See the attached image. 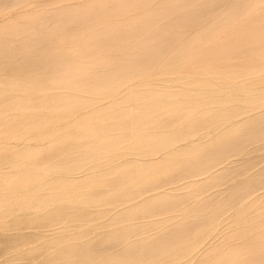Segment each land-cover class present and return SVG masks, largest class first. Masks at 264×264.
<instances>
[{
    "label": "rangeland",
    "instance_id": "1",
    "mask_svg": "<svg viewBox=\"0 0 264 264\" xmlns=\"http://www.w3.org/2000/svg\"><path fill=\"white\" fill-rule=\"evenodd\" d=\"M35 1L37 2L34 3ZM88 1H94V0H57V2L56 0H34L33 1L34 8L31 6L28 8L23 7V9L21 8L19 9V7H13L12 9L11 6H13V4L15 6L16 5L15 2H17L19 6L20 4H22L23 6L26 3L25 0L22 3L21 0H15V1L5 0L3 2L6 3L8 6L5 4L6 8L1 11L0 19L3 18L1 20L7 21L8 24H6L5 26H2L3 25L2 24L0 26V49H4L6 51L15 53V55H13L14 57L13 56L8 57L11 58L10 60L7 58L6 55L3 56L0 55V148L6 145L12 147L13 151L11 153L13 154L14 157L15 156L18 157L10 160L0 157V264H95L97 261L98 262L96 264H105V261H107L106 264H147V262L144 261L140 262L137 260H132L129 256H126V254L132 251V249H134L135 243L144 242L149 238L160 239L164 237L165 239L171 242L173 241L175 242L177 236H175L174 233L178 228L180 230L187 228L184 230L187 231L188 237L186 236L187 239L183 241V245L184 243H185L184 246L187 245L185 248L186 249L188 248L186 250L188 251L187 252L188 255L192 256L196 254L197 255L202 254L203 252H205V250L209 249L210 247H214L217 244H219L220 240L224 242L226 238H228L233 232H235L239 228L242 222H245L244 219H248L250 214L257 211L255 209H259L260 205L261 207L262 206L264 207V190H263L264 189V179H263L264 178L263 176L264 175V114H263L264 112H262L263 111L262 109H264V97L261 94V93L264 94L263 91L264 66H262L264 65V32H263L264 0L261 1L253 0L252 6L257 5L256 8L249 6L247 3H246L247 5L244 4L245 3L244 0L243 1L242 0H103L102 4H107V6L109 7V9H107L108 11L106 10L99 11V9H97L96 11L85 13L81 11V8H76L78 5L83 6V4L84 3L86 4ZM241 2L244 3L241 4ZM75 3L77 5H75ZM35 4L37 5L35 6ZM71 4L73 8L71 7ZM119 4H127V7L118 11L116 10V7ZM242 5L247 6L246 8H248L249 12L247 11V9L244 10L245 6L243 8ZM238 6L240 8H237ZM260 8H261V12H260ZM249 9L252 11H250ZM12 10H14V12ZM8 11L9 13H7ZM10 11L12 12L10 13ZM72 11H74L75 13ZM147 12H149V14H146ZM246 12L250 14H247ZM257 12H259L258 16H257L258 14ZM253 13H255L256 15ZM3 14L4 15L6 14L7 17L6 15L3 16ZM230 14L236 15L235 17L236 19L233 20L234 26L232 27H231L232 20L229 21V17L231 16ZM238 15H240L243 19L241 17H238ZM155 16L157 19L154 18ZM259 16L262 18H260ZM158 17L161 18L162 20L160 19L161 21H159ZM225 17L227 18L225 19ZM254 17L260 18L259 23L254 24V22H251V20ZM14 18L19 19V22L16 25L14 24L11 25L12 22L9 21L15 20ZM237 18L241 20H237ZM154 19H155V23H153ZM238 21H240V23ZM159 22L160 24H158ZM228 22H230V24ZM234 22H238V23L234 24ZM157 24L158 26H162V27L157 28ZM235 25L238 27H236ZM107 26L113 28L124 27L126 28L125 29L126 31H124L122 34L114 35L112 33L103 31V29ZM155 26L157 29L155 28ZM257 26H259V29L257 28L258 30L256 31H252L253 29L252 30L247 29L248 27L254 28ZM160 28L163 29L161 30ZM199 29L200 31L198 34L197 32ZM246 29L252 32L249 31L248 33ZM203 30H205V32ZM245 33L248 34L245 35ZM197 34L198 37L197 40H195L196 38L193 37L195 35L197 36ZM252 34L256 36L259 34L262 36L258 35L257 37H254L252 36ZM208 35H210L211 37ZM143 37L144 40L141 39ZM209 37L213 40L211 41ZM249 37H253V38H249ZM233 39H235V41ZM204 40H206L205 41L206 43L204 42ZM253 40H255V44L254 42H252ZM199 42L200 43L203 42V45L202 44L200 45L201 47H203L199 52L200 55H202L203 53H206V55L209 54V56H211L209 62L211 61V63L205 61L206 60L205 57L202 58L200 55L196 56V54H194L193 56L192 54L189 55V53L188 55L191 58H189L187 54L185 56L183 55L182 57L183 59L179 58V56L176 55L178 56L177 58H179L177 60L175 54L173 53L174 49L179 50L180 48L179 50L180 53L184 52L185 50L189 52L188 51L189 49L191 52L194 51V49H196L194 48L192 50V47L199 46L198 45L200 44ZM155 44L157 45L159 44V47L161 46L162 48H164V50H162V52L159 54L160 58L159 57L152 58V55H149L150 52L147 53L148 52L147 51L146 53L149 56H151V58H148V61L150 59L153 60L150 61L151 63L147 62L148 64L147 63L140 64L142 60H144L145 63V61H147L145 59L149 57L145 53L143 48L145 47L149 48L150 45H155ZM243 44H245V47ZM182 45H184V47H182ZM104 46L106 47L105 50L100 51L101 48ZM140 46L142 48H140ZM185 46H187L188 48L187 47L185 48ZM165 47L169 51L168 53L170 54L172 53L173 56L172 54L171 56L170 54H168V57L166 55L161 56L165 53L167 54ZM181 48L184 51L181 50ZM91 49L99 50V52H97L96 55L94 54L97 57H95L93 53L92 54L90 53ZM241 53L244 56H242ZM55 54L58 56L55 57ZM90 54L92 55V57H90L91 56ZM143 54L147 55L145 56L146 57L145 59L142 57ZM93 56H94V60H93ZM186 56L188 57L187 59L184 58ZM154 58L155 59L158 58V60H155ZM180 59L181 60L185 59V60L184 62L181 61L183 63H180L179 62ZM176 61L178 63H176ZM198 61H200V63ZM204 63L208 65H205ZM59 64L62 67L64 66L68 69V72L66 74L67 77L65 76V73L61 71L62 67L58 68V66H60ZM200 64L204 65L203 66L204 68ZM174 65L177 68V71ZM197 65L198 67H196ZM144 66H146L145 69H143ZM205 66L208 67H206L205 69ZM232 66H237V67H235V69H232L234 71H232V73L230 74L231 77L230 75L222 76V72L231 69ZM93 67H98L99 71H102L101 73L110 72L114 75H119L121 77L120 81L119 80L113 81L115 84L109 83L110 86L108 85L107 88L115 87L120 90L125 89V91H127L129 94L133 95L136 92V89H134L135 87L138 88L139 87L138 85L140 86L144 85L145 87L143 86V88L145 90L148 89L146 91L150 92V97L152 96L151 102L154 103V105L156 106L162 105L163 103H166L168 100L176 99L178 97H179L178 99L182 98L184 100H187L190 98L189 100L197 101L198 98L195 95H192V92L191 93L188 92L187 94V89L181 83L179 84V82L176 81L177 80L176 78L180 75V73H182L181 76H183V74L185 73L196 72L195 78L197 80H202L208 77L207 76L208 74H206V70L209 69L211 70L214 69L215 67L218 68L217 71L215 72L214 70H212L213 73L211 72L212 75L216 74L214 75L216 76L214 78H217V75L219 76L218 78L224 77L225 79H222V81L227 80L228 82L232 83V86L234 85L233 88L248 87L249 88L248 93L250 95L247 94L248 96H241V98L236 97L237 99L233 98L234 100L232 99H231L232 101L228 100L225 103L226 105L224 104L226 107H222L224 108V110H222V113L224 114L223 118L225 117V120L227 119L226 121H223L224 119L222 121L213 120V117L216 115L215 110H218L219 107L218 103H216L214 100L218 99L219 97L224 98L228 94V93L219 94V92L217 91L218 92L217 94L219 95L217 96L216 90H214L215 88L213 89L214 91L213 90L211 91L213 92L212 94L215 95V97L212 98L214 99L213 100L214 102L212 103L214 105L212 106L210 104L213 107V109L211 108V106L206 107L207 106L206 105L205 107L204 106L199 107V105H197V107H195L196 109L195 111L198 112L196 113L194 111L197 115H194L195 113L193 112L194 114L192 113V116L190 114V109L188 107H187L188 109L186 108L185 110L186 106H182L180 110L177 109L175 113V117H176L175 119H177L175 120V122L177 121V123L175 122L171 123L170 128L173 132L174 131L177 132V134L174 132V134H176L174 136L175 139L174 142L176 143L180 142L179 144H177L180 145V151L184 149V147L188 148L189 146L190 150L187 149L189 151V152L187 151L188 156L190 157V161L188 162V165L185 163L183 159H179L178 161L168 164L167 169L165 170L166 177L164 179L166 183L163 180L162 185L164 184L165 185L164 186L161 185L162 190L159 189L158 191L145 192L146 189L145 190L143 189L140 191V189L138 190L137 185L133 183L129 187L131 192L128 195V197L124 199H119V198L116 199L115 197L112 198L115 194L112 195V193H110V191L108 190L109 187H111L114 184L115 179L117 178L116 174L113 175L110 173L111 171L120 170L122 168L127 167V165L130 164L133 165H139V164L144 165V163L145 165L146 164L151 165V163L155 164L160 159H162L163 156H166L165 153L167 151L168 152L174 151L175 150L174 145H176V143L173 142L172 137L169 138L168 134L164 135L165 133H163V130L166 131L165 129H160L161 133H159V128H158L154 130V135L156 134V137H154L153 144L152 142L151 143L148 142L147 144H145V140L144 141L142 140V147H140L142 148L141 150L142 152L139 153H140V157L143 158V160L138 156L139 153L138 155L136 154L135 156H118V157L116 156V158L109 157L112 159L111 161L109 158H107L106 160H104L105 162H103L102 164L103 167L102 165L96 167L94 166V161H93L95 160L94 157H92L91 159H86V157L83 156L81 157L80 155L78 158L74 159L73 167L83 166L85 168V171L79 172V171L65 170L67 171V176L70 177L67 179H64L61 176V172H65V171H62V169L59 167H55L54 162L41 161L40 159H42V157H44L45 155L47 156L55 155V149L58 147L68 149L70 147L72 148L74 145H77L79 144V142L83 141V140H79V141L73 140V138L70 139L71 131H74L76 125L79 123V121L75 119V116H69L70 109L78 108L77 110L79 112L77 116H80L84 112L83 109L84 110L86 109L85 112L88 114L91 113V111L102 110L107 107L108 103L105 102V100L103 103L102 101L103 99L99 98V95L101 94L100 92H104L106 88H104L102 91L96 89L95 82H93V80H91L88 77L89 75L86 72L87 70ZM161 67H163L162 69L165 68L168 71L164 69L161 72L162 69L159 70V68ZM169 67H170V71L168 69ZM171 67L172 68L174 67V70L171 69ZM241 68H243V70ZM150 69H152L153 71H151ZM156 69H158L159 72ZM149 70L151 71V73ZM155 70L156 72H158L156 73L157 75L160 73L158 76L154 73ZM171 70L173 73L171 72ZM178 71L180 73H178ZM167 72L168 74L171 73L172 75L166 74ZM148 74L151 76H148ZM203 74L204 76L205 75L206 76L204 77ZM145 76L147 78H145ZM161 78L164 82L159 80ZM148 83L150 87L152 86V88L148 86ZM127 84L129 87L127 86ZM146 86L149 87L151 90H149V88H147ZM181 87H183V89ZM33 88L34 90L39 89L38 90L39 92H37V90L33 91ZM28 89H30L29 92ZM154 89L155 90L158 89V90L155 91ZM180 89L181 91H179ZM31 91L33 93H31ZM41 91L43 92L42 94H44V96L46 97L49 96V98L47 99L46 97H43ZM182 91H184V93ZM258 91L261 92L260 93L261 95L259 94ZM11 92L13 94H10ZM45 92H47L48 95H46ZM155 92H157L158 95L161 93L163 95L161 94L160 96H158L156 95L157 93L153 95L152 93ZM256 93L258 94L257 96ZM164 94L166 95V97H164ZM183 94L185 95V97ZM22 95H24L25 97ZM180 95H183V97L180 98ZM190 95L192 96L190 97ZM156 96L159 97V99ZM44 98L47 99L48 101L47 100L45 101ZM64 98L65 99L68 98L69 100L66 101ZM117 98H119L120 101H122L123 99L122 96L120 95H118ZM154 99L155 101L153 102L152 100ZM136 101L137 100L134 99L130 103V106L132 107L137 106ZM250 103H252L253 105L251 106ZM257 103H258L257 106L258 107L260 106L259 108L257 106H254ZM240 105L242 111H239L241 110ZM215 106L218 107L216 108ZM236 106H238L239 108ZM249 106L251 109L249 108ZM202 107L207 109L203 110L204 108ZM248 108L251 111H249ZM226 109L228 112L225 111ZM235 109L238 111H236ZM233 110L238 113L240 112L242 113H240V116L237 117L238 113L235 112L234 114ZM244 110L245 111L248 110V111L243 113ZM257 110L258 111L260 110L259 111L260 115L258 114ZM202 111L204 112V114H202L203 113ZM211 111H214L213 112L214 116L212 115L213 113ZM55 113L62 116L56 117ZM187 113L188 115H186ZM228 113L229 115L231 113V117L228 115ZM199 114L202 115L201 116L202 118L199 117L200 116ZM184 115L187 118L184 117L183 120ZM205 115L207 119L208 118L210 119V117H207L209 115L212 117L211 122H213L212 123L213 126L211 125L210 120L208 119L207 121V119L204 117ZM189 117L190 119H188ZM227 117L230 119H228ZM178 118L179 120L182 119L183 122H181V120L179 121ZM196 119H198L197 120L198 124L196 123V121H194ZM232 121H235V123ZM201 122H203L204 125L201 124ZM227 122L229 123L226 124ZM208 123L210 125H208ZM222 123L223 125H220ZM224 124H226L227 126H224ZM223 126L225 129L223 128ZM172 127H177V129L176 128L172 129ZM215 127H217V129L219 128L218 129L219 134L218 132H216L217 130H215L216 129ZM169 131L170 130L166 132ZM238 131L240 133L243 132L242 138H239V136H237L239 133ZM23 133H25L26 136H28L30 139L28 140L22 138L16 139L14 137L16 134L22 135ZM204 133L206 136H208L207 137L208 139L210 138L209 142L208 140H206L207 142L205 140L202 141L205 138L203 135ZM104 134L110 135L111 132L107 130L104 132ZM159 134L161 136H158ZM198 134L199 135L201 134L202 137L200 136V138H198L199 137ZM39 135H43L44 137L42 139H37V136ZM157 136L161 138H158ZM209 136L211 137L214 136V138L213 137L211 138ZM197 138L199 140H197ZM168 139L172 141V144L170 143L171 142L170 140H169L170 142L168 141ZM176 140L177 141L180 140V141L177 142ZM198 141H200V144ZM232 141L236 142V145H234L233 148L229 150V152H227L225 155L217 158L218 160L216 159L217 161L212 165L203 168V166H200L199 164H197L198 162L195 161V159L202 152L210 151L211 147L213 148L217 144L220 145V147L225 146L228 143H231ZM197 142L198 145L195 144ZM167 143L174 146L173 147L174 150L171 149L172 147L168 146ZM190 145L192 149L190 148ZM194 145H197V147L196 146L194 147ZM95 146L99 147L100 145L97 144ZM168 148H170L169 149L170 151L168 150ZM176 148H178L179 150V146H176ZM149 149H154V152L151 154L152 156H149L150 154L144 153L146 155L145 156L146 159L144 160L145 157H142V155L144 156L143 152H146ZM163 149H166L165 150L166 152H163L164 151ZM162 152L164 153L163 156L161 154ZM136 157L140 159L137 158L138 159L137 161V159H135ZM127 159H129V161L131 162H129ZM117 163H119L120 165L119 164L118 165L122 166V168L119 167ZM124 164L125 166L123 167ZM220 165H225V166H220ZM198 168H200L199 169L200 171L198 170ZM209 168L211 171L209 170ZM49 169H51L52 171L47 175H45L44 177V184L46 185L47 192L43 198H37L35 189L26 190L24 195L18 198L13 197L7 200L2 198V195H6V194L9 195L15 192L16 179H20L24 175L29 176V175L40 174L46 172ZM223 169L224 170L227 169L225 175L222 174ZM228 170L229 172H227ZM100 171L101 174L103 173V178L100 183L93 185V187L96 186V188H98L100 193L99 196L100 198H98L97 201H93L90 194H88L89 192H85L81 189L80 190L75 189L70 195H63V192H61V190H57V186L62 181L70 182L65 185L68 184L72 185L74 182H77L79 180H86L87 184L88 182L92 183V181L97 177ZM219 171H221V173ZM258 171L259 172L262 171L263 175L261 174V172L259 173ZM198 172L200 173L199 175ZM201 172L203 173L207 172L208 175L206 173H204L206 174L204 175ZM210 172L211 173L213 172L212 173L213 175L209 174ZM95 173L97 174L95 175ZM216 173H218L219 177L217 176ZM253 174H255L256 176ZM124 176H125L124 179L128 178V175H124ZM208 177H210V179ZM220 177L221 179L219 180ZM248 178L257 179V181L256 182L255 180L251 181L248 180ZM259 178L261 179V181ZM245 181L247 182V184ZM71 182L73 183L71 184ZM175 182H177L179 186L175 184ZM179 182H181V184H179ZM257 182L260 183L257 184ZM198 183L201 185L202 188L200 187V185H198ZM186 184L187 186L190 185L191 187L190 186L187 187ZM250 184H252L254 187H252V185L246 187L247 185ZM185 186L187 187V189L184 190V188H186ZM162 187H164L165 189H163ZM245 187L247 189L252 188V190L246 189L247 191L245 192L242 189ZM188 189L190 191H193L194 193L190 191L189 193L186 192V190ZM195 189L197 191H195ZM201 189L202 190L204 189L203 192ZM256 189H258L259 191H256ZM261 189L263 190V193ZM162 191H165V193L168 194L167 196L170 195L169 197H171L172 200L177 202V204L180 206L183 205L182 207L186 209L184 210L182 209V207H179L178 210L177 209L172 210V208L169 207L163 208L166 206H162V208H160L157 211V214L155 213L154 215L153 212H150L151 213L150 214L147 211L148 209L146 207L147 205L145 204V201L142 202L143 199L146 198L148 195L154 196L153 194H157ZM181 191H183L184 193ZM231 191H233V194ZM200 192H202V194ZM249 192L252 194L257 192V194H255L256 196L253 194L254 196L253 197ZM259 192H261V195L259 194ZM192 193L195 196L192 195V198H190L191 196L189 194ZM199 193L201 194V196ZM205 194H207V197L205 196ZM219 194H223V197L222 195ZM224 194L225 195L227 194L226 195L227 199L224 198L225 196ZM230 194H232L233 198L232 196H230ZM143 195L146 196L142 198ZM202 195H204V197ZM238 196L241 197V200L240 203L238 202L236 205L233 203V200ZM250 196H252L253 198L250 199ZM188 197L191 200H189ZM208 197L212 199L209 200ZM200 199L201 201L207 200L206 207L207 210L209 211L207 215L211 216L208 217L207 219H206L207 215L205 217L203 216L204 219L202 218V216H199L198 206H200V202H199ZM215 199L216 200L219 199V200L215 202ZM208 200L210 201V203ZM260 201L261 203H259ZM159 202H161L162 205L168 204V200L166 199L165 200L160 199ZM222 202L224 204L223 208L221 207V205H223ZM218 204H220V207ZM208 205L211 207V208L209 207L211 210L208 209ZM213 206L216 207L214 208ZM149 207L150 206H148V208ZM212 207L213 210H215L217 213L212 210ZM229 207L231 208V211L230 209L227 210V208ZM241 207H243V210ZM250 210L252 211L249 212ZM227 211L231 214L227 213ZM232 211L234 213H232ZM243 212H245L247 215ZM163 213H166V215ZM242 216L244 219L242 218ZM164 218L165 219L169 218L168 220H170L169 223L171 225V228L170 225L167 224L168 221L165 220ZM161 220L166 225H164ZM229 221H230L229 225L231 226V229L230 228L225 229ZM237 221L238 224L236 223ZM172 222L178 223L175 224L177 228ZM183 222L187 223V225L184 226ZM222 222H224L223 225H221ZM179 223L182 225H180ZM192 224L193 226H191ZM235 224H237L238 226ZM255 224H257V222ZM133 225L136 227H134ZM138 225H140V227ZM152 225H154V227H152ZM163 225L166 228L163 229L162 228ZM252 225L248 224L247 226L249 227ZM98 226H100L99 229ZM95 227L96 229H94ZM213 227L215 228V230ZM204 228H206L209 232H206L207 230ZM211 230L212 232H210ZM220 230L223 233L221 232L219 233L218 231ZM224 230L226 231V233L224 232ZM156 232L157 235L155 236ZM202 233L204 234L202 235ZM207 233H209L208 236ZM217 234L218 236H214ZM138 235H142V236H138ZM116 236L119 239L116 238L114 240ZM192 236L195 237V240H197V242L195 240H194L195 242L192 241L194 239ZM203 236L206 239H204ZM133 237L135 238V240H132ZM191 237L192 240L190 239ZM198 237L200 239L202 237L203 239L201 240H205L203 241L204 244H202L201 240H199ZM207 239L209 241H207ZM189 240L191 241V243ZM178 243L182 244V242L179 241L176 242L173 250L175 254L178 253L176 254L178 256H174L173 255L174 253L172 252L173 254L171 261H168L165 264L168 263L171 264L172 262L176 264H194L195 263L194 260H192L191 258H190L191 260H189V256L184 257V255L179 253V251L176 252V250L180 248L179 247L180 244ZM196 243L197 245L200 243V245L204 247V250L203 248H200V245H198L199 247L197 248ZM123 244L124 247H121ZM195 245L196 248L199 249L197 252L202 250L203 251L201 253L200 252L197 253L195 251L196 252L195 253L194 252V250L196 249L194 247ZM192 248L194 249L193 250L194 254H191L192 251H190V249L192 250ZM107 250L108 251L114 250V251L111 253V251L108 252ZM97 251H99V253ZM109 253L112 255H110ZM244 255L247 258V260H250L254 258L256 252L253 248H247L244 252ZM260 258H262V263L264 264V255H260ZM160 260L162 262L161 255L149 261L148 264H159ZM243 264H251V263L244 262Z\"/></svg>",
    "mask_w": 264,
    "mask_h": 264
},
{
    "label": "bare ground",
    "instance_id": "2",
    "mask_svg": "<svg viewBox=\"0 0 264 264\" xmlns=\"http://www.w3.org/2000/svg\"><path fill=\"white\" fill-rule=\"evenodd\" d=\"M5 0H0V14H1V11L2 10H4L5 8H6V6H5V4L6 3H3ZM13 1H15V0H13ZM24 1V0H23ZM22 0H21V3L23 2ZM33 1L34 0H25V5H23L22 6V4H20V6L17 4V2H15V6H14V2L12 3L13 4V6H11L12 7V9H13V7H19V9L21 8V9H23V7H33L34 8V3H36L37 1H35L34 3H33ZM102 1L103 0H94V1H88L85 5L83 4V6H77L76 8H81V11L82 12H85V13H89V12H91V11H96L97 9H99V11H104V10H106V11H108L107 9H109V7L107 6V4H102ZM243 1V0H242ZM245 1V3L244 2H241V4L242 3H244V4H248L249 6H252V1L253 0H244ZM257 1V0H256ZM259 1H261V0H259ZM8 2V1H7ZM10 2V1H9ZM39 2V1H38ZM54 2V1H53ZM56 2H57V0H56ZM2 3H3V5H2ZM45 3V2H44ZM61 3H62V1H61ZM122 3V2H121ZM250 3V4H249ZM24 4V3H23ZM46 4V3H45ZM74 4V3H73ZM246 4V5H247ZM256 4H258V3H256ZM7 5V4H6ZM37 4H35V6H36ZM60 5V4H59ZM75 5H77L76 3H75ZM81 5V4H80ZM240 5V4H239ZM8 6V5H7ZM9 6H10V4H9ZM39 6V5H38ZM37 6V7H38ZM58 6V5H57ZM67 6V5H66ZM241 6V5H240ZM243 6V5H242ZM245 6V5H244ZM244 6H243V8H244ZM248 6V7H249ZM256 6L257 5H255V6H252L253 8L255 7L256 8ZM71 7L73 8V6H72V4H71ZM125 7H127V4H119L117 7H116V10H118V11H120L121 9H123V8H125ZM247 6H245V8H244V10L245 9H247V11H248V8H246ZM36 8V7H35ZM71 8V9H72ZM233 8V7H232ZM237 8H240L239 6L237 7ZM242 8V7H241ZM253 8H252V10H253ZM262 8V7H261ZM261 8H260V12H261ZM16 9V8H15ZM18 9V8H17ZM30 10V9H29ZM79 10V9H78ZM250 10V9H249ZM252 10H250V11H252ZM13 12H14V10H12ZM12 11H10V13L12 12ZM76 11V10H75ZM98 11V12H99ZM105 11V12H106ZM255 11V10H254ZM253 11V12H254ZM257 11V10H256ZM259 11V10H258ZM6 12V11H5ZM17 12V11H16ZM24 12V11H23ZM72 12H74V11H72ZM77 12H79V11H77ZM249 12V11H248ZM4 13V12H3ZM7 13H9V11L7 12ZM6 13V14H7ZM18 13V12H17ZM75 13V12H74ZM102 13H104V12H102ZM244 13V12H243ZM242 13V14H243ZM247 13V12H246ZM256 13V12H255ZM255 13H253V14H255ZM258 14H257V16L259 15V12H257ZM5 14V15H6ZM24 14V13H23ZM146 14H149V12H147ZM152 14H154V13H152ZM232 14V13H231ZM230 14V15H231ZM238 14V13H237ZM241 14V15H242ZM247 14H250V13H247ZM261 14V13H260ZM4 14H3V16H5ZM156 15H157V12H156ZM162 15V14H161ZM244 15V14H243ZM256 15V14H255ZM2 16V15H1ZM149 16V15H148ZM245 16V15H244ZM250 16V15H249ZM6 17H7V15H6ZM161 17V16H160ZM229 17V16H228ZM236 15H231L230 17H229V21L230 20H232L231 22H232V25H231V27L232 26H234L233 25V20H235L236 18ZM238 17H241L240 15H238ZM260 17V16H259ZM254 17L252 20H251V22H254V24H257V23H259V20H260V18H262V17ZM154 18H156V16L154 17ZM159 18V17H158ZM162 18H163V16H162ZM227 17H225V19H226ZM242 18V17H241ZM1 19H3V18H1ZM0 19V26L2 25V26H5L6 24H8V22L7 21H3V20H1ZM15 19V18H14ZM157 19V18H156ZM161 18H159V21H161L160 20ZM243 19V18H242ZM245 19H246V17H245ZM7 20V19H6ZM216 20V19H215ZM237 20H241V19H238L237 18ZM158 21V20H157ZM9 22H12L11 23V25H16V24H18V22H19V19H15V20H12V21H9ZM99 22V21H98ZM239 23H240V21H238ZM238 22H234V24H236V23H238ZM261 22H263V21H261ZM93 23H95V22H93ZM97 23V22H96ZM153 23H155V19H154V21H153ZM229 24H230V22H228ZM158 24H160V22L158 23ZM158 24H157V28L158 27H162V26H158ZM204 24H206V23H204ZM260 24H262V23H260ZM243 25V24H242ZM8 26V25H7ZM236 26V25H235ZM264 26V25H263ZM91 27V26H90ZM104 27V26H103ZM236 27H238V26H236ZM250 27V26H249ZM247 28V29H253L252 31H256V30H258L259 29V26H257V27H252V28ZM155 28H156V26H155ZM156 28V29H157ZM258 28V29H257ZM126 28H124V27H118V28H113V27H110V26H107V27H105L104 29H103V31L104 32H109V33H112V34H114V35H116V34H122L124 31H126L125 30ZM155 29V30H156ZM161 30L163 29V28H160ZM217 29V28H216ZM227 29V28H226ZM246 29V30H247ZM140 30V29H139ZM186 30V29H185ZM219 30H221V29H219ZM218 30V31H219ZM197 31V30H196ZM195 31V32H196ZM199 31H200V29L198 30V34H199ZM204 32H205V30H203ZM209 31V30H208ZM250 31V30H249ZM249 31L247 30V32L249 33ZM252 31H250V32H252ZM101 32V31H100ZM262 32V31H261ZM263 32H264V30H263ZM262 32V33H263ZM208 33V32H207ZM216 33H217V31H216ZM247 33V34H248ZM258 33V32H257ZM86 34V33H85ZM108 34V33H107ZM196 34V33H195ZM198 34H197V36L195 37H193V38H196L195 40H197V37H198ZM201 34V33H200ZM206 34V33H205ZM214 34V33H213ZM218 34H219V32H218ZM246 33H245V35H247ZM260 34V33H259ZM258 34V35H259ZM215 35V34H214ZM213 35V36H214ZM257 35V36H258ZM200 36V35H199ZM208 36H210V35H208ZM216 36V35H215ZM214 36V37H215ZM252 36H254V37H257L256 35H253L252 34ZM259 36H262V35H259ZM205 37H207V36H205ZM211 37V36H210ZM209 37V38H210ZM233 37V36H232ZM249 38H253V37H249ZM258 38H260V37H258ZM142 40H144V37L143 38H141ZM170 39V38H169ZM199 39V38H198ZM211 39V38H210ZM238 39V38H237ZM246 39H247V37H246ZM207 40V39H206ZM206 40H204V42L206 41ZM213 39H211V41H212ZM234 41H235V39H233ZM239 40H240V38H239ZM250 40V39H249ZM249 40H248V42H249ZM211 41H209V42H211ZM156 42V41H155ZM229 42H231V41H229ZM244 42H245V40H244ZM252 42H254V44H255V40H253ZM159 43V42H158ZM200 43V42H199ZM206 43V42H205ZM233 43V42H232ZM231 43V44H232ZM247 43V42H246ZM191 44V43H190ZM197 44V43H196ZM203 45V42L202 43H200V44H198L199 46H197V47H192V50L194 49V48H196V49H194V51H191L190 52V49L188 50L189 52H187L186 50V52L181 48V50H183L184 52H182V53H180V48H179V50L178 49H174V51H173V53L175 54V56L176 55H178L179 56V58H181V59H183L182 57H183V55L185 56L186 54H187V56L189 57V55L190 54H192L193 56H194V54H196V56H199L200 55V51H201V48H203V47H201L200 45ZM250 44V43H249ZM248 44V45H249ZM253 44V45H254ZM259 44V43H258ZM175 45V44H174ZM193 45V44H192ZM244 45V47H245V44H243ZM163 46V45H162ZM177 46H178V44H177ZM180 46V45H179ZM189 46H191V45H189ZM252 46V45H251ZM255 46V45H254ZM259 46H262V45H259ZM144 47V46H143ZM164 47V46H163ZM166 47H168V46H166ZM166 47H165V49H166ZM181 47V46H180ZM182 47H184V45H182ZM187 46H185V48H186ZM232 47V46H231ZM230 47V48H231ZM239 47V46H238ZM240 47H243V46H240ZM105 46L104 47H102L101 48V50L100 51H104L105 50ZM140 48H142L141 46H140ZM139 48V49H140ZM148 47H145V48H143L144 49V51H145V53L147 52V53H149L150 52V54L149 55H152V58L153 57H159L160 58V53L162 52V50H164V48H162L161 46L159 47V44L157 45V44H155V45H150V47L147 49ZM184 48V49H185ZM188 48V47H187ZM215 48V47H214ZM246 48H248V47H246ZM37 49V48H36ZM89 49V48H88ZM138 49V48H137ZM142 49V50H143ZM169 49H171V48H169ZM244 49V48H243ZM35 50V49H34ZM38 50V49H37ZM98 50V49H97ZM97 50H95V49H91L90 50V53L92 54L93 53V55L95 54L96 55V53L97 52H99V50L97 51ZM209 50V49H208ZM241 50V49H240ZM137 51H139V50H137ZM210 51V50H209ZM242 51V50H241ZM259 51V50H258ZM32 52V51H31ZM142 52V51H141ZM166 52H167V54L165 53V54H163V55H161V56H164V55H166L167 57H168V54H170V53H168L169 51L166 49ZM171 52H172V50H171ZM212 52V51H211ZM42 53V52H41ZM146 53V54H147ZM188 53H189V55H188ZM199 53V54H198ZM221 53H222V51H221ZM251 53V52H250ZM252 53H253V51H252ZM57 54V53H56ZM55 54V57L56 56H58V55H56ZM59 54V53H58ZM90 54V55H91ZM144 55L143 54V58L145 59L146 57L145 56H147V55ZM172 54V53H171ZM171 54H170V56H171ZM179 54H181V55H179ZM198 54V55H197ZM214 54H216V53H214ZM242 54V53H241ZM261 54V53H260ZM0 55H6L7 56V58L8 57H10V56H13V55H15V53H12V52H9V51H6V50H4V49H0ZM94 55V56H95ZM109 55V54H108ZM148 55V56H149ZM159 55V56H158ZM94 56H93V60H94ZM172 56H173V54H172ZM178 56H176V58L178 57ZM181 56V57H180ZM184 57V58H188V57ZM202 58L203 57H205L206 58V60L205 61H208L209 62V60L211 59V56H209V54H207L206 55V53H203L202 55H200ZM213 56V55H212ZM225 56V55H224ZM242 56H244L243 54H242ZM261 56V55H260ZM14 57V56H13ZM90 57H92V55L90 56ZM95 57H97V56H95ZM2 58V57H1ZM59 58V57H58ZM148 58H151V56H149V57H147V59H145V60H147V61H145V63H144V60H140L141 62H140V64H146L147 62H150V61H152L151 59L148 61ZM154 58V59H155ZM179 58H177V60L179 59ZM189 58H191V57H189ZM204 58V59H205ZM239 58V57H238ZM257 58V57H256ZM259 58V57H258ZM9 60L11 59V58H8ZM12 59H14V58H12ZM69 59V58H68ZM142 59V58H141ZM180 59V63H183L184 62V60H181ZM254 59V58H253ZM137 60V59H136ZM155 60H158V58L157 59H155ZM154 60V61H155ZM190 60V59H189ZM239 60V59H238ZM153 61V62H154ZM181 61H183V62H181ZM48 62V61H47ZM166 62V61H165ZM199 63H200V61H198ZM219 62V61H218ZM261 62V61H260ZM151 63V62H150ZM162 63V62H161ZM176 63H178L177 61H176ZM180 63H179V65H180ZM209 63H211V61L209 62ZM240 63H242V62H240ZM245 63V62H244ZM148 64V63H147ZM197 64V63H196ZM205 64V63H204ZM230 64V63H229ZM250 64H251V62H250ZM48 65V64H47ZM50 65V64H49ZM60 65V64H59ZM189 65V64H188ZM187 65V66H188ZM201 65V64H200ZM205 65H208V64H205ZM210 65V64H209ZM220 65V64H219ZM53 66V65H52ZM182 66H183V64H182ZM186 66V65H185ZM185 66H184V68H185ZM202 67L204 66V65H201ZM212 66V65H211ZM260 66V65H259ZM262 66H264V65H262ZM45 67V66H44ZM59 67H62L61 65L60 66H58V68ZM145 67L146 66H144V68L143 69H145ZM148 67V66H147ZM158 67V66H157ZM174 67H175V65H174ZM174 67L172 68L171 67V69H173L174 70ZM189 67V66H188ZM191 67V66H190ZM196 67H198V65L196 66ZM206 67H208V66H205V69H206ZM231 67V66H230ZM229 67V68H230ZM235 67H237V66H232V68L231 69H228V70H226V71H223L222 72V76H227V75H230L231 73H232V71H234V70H232V69H235ZM163 67H161V68H159V70L160 69H162ZM176 68V67H175ZM180 68H182V67H180ZM200 68V67H199ZM204 68V67H203ZM210 68V67H209ZM239 68V67H238ZM237 68V69H238ZM260 68H262V67H260ZM50 69H51V66H50ZM152 69H154V68H152ZM152 69H150L151 71H153ZM165 69V68H164ZM164 69H162L161 70V72L164 70ZM169 69V71H170V67L168 68ZM217 69L218 68H214V69H209V70H206V74H208L207 76L208 77H206V78H204V79H202V80H197L196 78H195V74H196V72H189V73H185V74H183V76H181V74L182 73H180L179 71H178V73H180V75L175 79L177 82H179V84L181 83L182 85H184V87L187 89V94H188V92L189 93H191L192 92V95H195L197 98H198V100L197 101H195V100H189V99H187V100H184V99H182L181 97H183V95H180V98L181 99H178V98H176V99H170V100H168L166 103H163L162 105H158V106H156V105H154V103H152L151 102V98H152V96L150 97V92H147L146 90H148V89H144L143 88V86L141 85H138L139 87L138 88H134V89H136V92L133 94V95H131V94H129L127 91H125V89H118V88H115V87H110V88H107L108 87V85H109V83L111 84H115L113 81H120V79H121V77L119 76V75H114V74H112V73H110V72H107V73H101L102 71H99V69H98V67H93V68H91V69H89V70H87L86 72H87V74L89 75L88 77L91 79V80H93V82H95V87H96V89H98L99 91H102L104 88H106L105 89V91L104 92H100L101 94L99 95V98H101V99H103L102 101H103V103H104V100H105V102H107L108 103V105H107V107L106 108H104V109H102V110H95V111H91V113H86L85 112V110L83 109V113L80 115V116H77V114H78V108L77 109H75V108H73V109H70L69 110V116H75V119L76 120H78L79 121V123L76 125V127H75V129H74V131H71V133H70V139L71 138H73V140H83V141H81V142H79V144H77V145H74L71 149L70 148H68V149H64V148H61V147H58V148H56L55 149V155H53V156H47V155H45L44 157H42V159H40L41 161H44V162H48V161H50V162H54L55 164H54V166L55 167H59V168H61L62 169V171H65V170H70V171H79V172H82V171H85V168L83 167V166H80V167H73V162H74V159L75 158H78L80 155H81V157L83 156V157H86V159H91L92 157H94L95 158V160H93L94 161V166H96V167H98L99 165H102L103 164V162H105L104 160H106L107 158H109V157H115L116 158V156L118 157V156H135L136 154L138 155V153L139 152H142L141 150H142V148H140V147H142V140L144 141L145 140V144H147L148 142H152V144L154 143L153 141H154V137H156V134L154 135V130H156V129H158L159 128V133H161V131H160V129H165L166 131H168V130H170L169 132H166V131H164L163 130V133H165L164 135H166V134H168L169 135V138L170 137H172V140H173V142L175 141V139H174V136L177 134V132H175L176 134H174V132L171 130V123H173V122H175V120H177V119H175L176 117H175V113H176V111H177V109H179L180 110V108L182 107V106H186L185 107V110H186V108L188 107L189 109H190V114H191V116H192V113L196 110L195 109V107H197V105H199V107L200 106H206V107H208V106H213L214 104H212L214 101L216 102V103H218V110H215L216 111V115L214 116V111H211L213 114V120H217V121H222L223 119V121H226L225 120V117L223 118V113H222V110H224V108H222V107H226L225 105V103L228 101V100H234L233 98H236V97H240L241 98V96H248L247 94H249L248 93V87L247 88H241V87H239V88H233V86H232V83H230V82H228L227 80L226 81H222V79H225L224 77H221V78H218L219 76L217 75V78H214V77H216V76H214V75H216V74H214V75H212L211 74V72H212V70H214L215 72L217 71ZM225 69H227V68H225ZM242 70H243V68H241ZM240 69V70H241ZM249 69V68H248ZM251 69V68H250ZM256 69H258V68H256ZM103 70V69H102ZM149 70V71H150ZM156 70H158V69H156ZM156 70H155V74L156 73H158L159 72V70H158V72H156ZM166 70V69H165ZM201 70H202V68H201ZM239 70V69H238ZM237 70V71H238ZM247 70V69H246ZM61 71H63L64 73H65V76H66V74H67V72H68V69L66 68V67H62L61 68ZM71 71V70H70ZM148 71V72H149ZM151 71H150V73H151ZM166 71H168V70H166ZM166 71H164V72H166ZM176 71H177V68H176ZM245 71V70H244ZM243 71V72H244ZM250 71V70H249ZM132 72V71H131ZM138 72V71H137ZM147 72V71H146ZM163 72V73H164ZM171 72H172V70H171ZM261 72V71H260ZM139 73V72H138ZM163 73H161V74H163ZM173 73V72H172ZM176 73V72H175ZM198 73V72H197ZM202 73H203V71H202ZM201 73V74H202ZM211 75H210V74ZM213 73V72H212ZM234 73V72H233ZM86 74V73H85ZM145 74H147V73H145ZM144 74V75H145ZM160 74V73H159ZM158 74V75H159ZM166 74H168V72L166 73ZM157 75V74H156ZM157 75V76H158ZM165 75V74H164ZM163 75V76H164ZM168 75H172L171 73L170 74H168ZM147 76V75H146ZM145 76V78H147ZM148 76H151V75H149L148 74ZM153 76V75H152ZM198 76V75H197ZM203 76H204V74H203ZM206 76V75H205ZM204 76V77H205ZM220 76H221V74H220ZM233 76V75H232ZM67 77V76H66ZM68 77H70V76H68ZM166 77V76H165ZM230 77H231V75H230ZM150 78V77H149ZM69 79V78H68ZM144 79V78H143ZM234 79V78H233ZM232 79V80H233ZM88 80V79H87ZM148 80V79H147ZM160 81H163L164 80V77H163V80H162V78L161 79H159ZM158 80V81H159ZM167 80V79H166ZM236 80V79H235ZM144 81H146V80H144ZM144 81H142V82H144ZM164 82V81H163ZM234 82V81H233ZM243 82V81H242ZM138 83V82H137ZM165 83H166V81H165ZM164 83V84H165ZM236 83V82H235ZM118 84H119V82H118ZM142 84V83H141ZM144 84V83H143ZM146 84H147V82H146ZM30 85V84H29ZM176 85H178V84H176ZM182 85H180V86H182ZM31 86V85H30ZM30 86H29V88H30ZM94 86V85H93ZM110 86V85H109ZM127 86H128V84H127ZM148 86H149V83H148ZM245 86V85H244ZM129 87V86H128ZM127 87V88H128ZM133 87H134V85H133ZM145 87V86H144ZM147 87V86H146ZM150 87V86H149ZM149 87H147V88H149ZM36 88V87H35ZM126 88V89H127ZM150 88H152V86L150 87ZM149 88V90H151ZM155 88V87H154ZM182 89H183V87H181ZM215 88V89H214ZM26 89V88H25ZM130 89V88H129ZM216 90V94L219 92V94H225V93H228L224 98H222V97H219L218 99H216V100H214V99H212L213 97H215V95L214 94H212L213 92H211L212 90ZM2 90H4V89H2ZM29 90L30 89H28V92H29ZM35 90H37V92H39L38 90L39 89H35ZM34 90V88H33V91H35ZM120 90V91H119ZM122 90H124V91H122ZM155 90V89H154ZM158 90V89H157ZM157 90H155V91H157ZM213 90V91H214ZM10 91V90H9ZM23 91H25V90H23ZM160 91H161V89H160ZM179 91H181V89L179 90ZM218 91V92H217ZM264 91V90H263ZM262 91V92H263ZM19 92V91H18ZM154 92V91H153ZM171 92V91H170ZM170 92H169V95H170ZM177 92V91H176ZM183 93H184V91H182ZM259 92V91H258ZM17 93V92H16ZM23 93H26V92H23ZM31 93H33L32 91H31ZM43 92L41 91V94H42ZM46 93V95H48L47 94V92H45ZM157 92H155V93H152L153 95L154 94H156ZM161 93V92H160ZM174 93V92H173ZM261 92H259V94H260ZM2 94V93H1ZM10 94H13L12 92L10 93ZM162 94V93H161ZM161 94H159L158 95V93L156 94V95H158V96H160ZM175 94V93H174ZM173 94V95H174ZM178 94V93H177ZM262 94V96L264 97V94L263 93H261ZM260 94V95H261ZM18 95V94H17ZM28 95H30V94H28ZM43 95V97H46V96H44V94H42ZM41 95V96H42ZM118 95H120V96H122V101H120V99L119 98H117V96ZM163 95V94H162ZM168 95V94H167ZM168 95V96H169ZM172 95V94H171ZM192 95H190V97L192 96ZM250 95V94H249ZM255 95V94H254ZM258 94L256 93V96H257ZM7 96H9V95H7ZM10 96H12V95H10ZM19 96H21V95H19ZM22 96H24V95H22ZM179 96V95H178ZM188 96V95H187ZM186 96V97H187ZM217 96H219L218 94H217ZM221 96V95H220ZM224 96V95H223ZM3 97H6V96H3ZM25 97V96H24ZM157 97V96H156ZM164 97H166V95L164 94ZM184 97H185V95H184ZM189 97V96H188ZM13 98V97H12ZM15 98H17V97H15ZM47 99L49 98V96H47L46 97ZM75 98V97H74ZM154 98V97H153ZM158 99H159V97H157ZM157 98H156V100H157ZM173 98H175V97H173ZM197 98H195V99H197ZM217 98V97H216ZM240 98H238V99H240ZM243 98V97H242ZM258 98V97H257ZM19 99V98H18ZM47 99H45L44 98V100L46 101ZM65 99V98H64ZM119 99V100H118ZM137 100L136 102H137V106H134V107H132V106H130V103L133 101V100ZM168 99V98H167ZM194 99V98H193ZM237 99V98H236ZM245 99V98H244ZM15 100V99H14ZM14 100H12V101H14ZM28 100V99H27ZM66 101L67 100H69L68 98H66L65 99ZM214 100V101H213ZM231 100V101H232ZM48 101V100H47ZM102 101H100V102H102ZM153 102L155 101V99L154 100H152ZM161 101V100H160ZM162 101H164V100H162ZM198 101H199V103H198ZM239 101H241V100H239ZM245 101V100H244ZM50 102V101H49ZM69 102V101H68ZM238 102V101H237ZM257 102V101H256ZM262 102V101H261ZM155 103H157V102H155ZM159 103V102H158ZM215 103V104H216ZM254 103V102H253ZM72 104V103H71ZM211 104V105H210ZM225 104V105H224ZM251 104V106L253 105L252 103H250ZM249 104V105H250ZM255 104V103H254ZM14 105V104H13ZM132 105V104H131ZM258 105V103L256 104V105H254V106H257ZM96 106V105H95ZM211 106V108L213 109V107ZM244 106V105H243ZM253 106V107H254ZM94 107V106H93ZM204 107H202V108H204ZM216 107V106H215ZM216 107V108H217ZM230 107V106H229ZM236 107H238V106H236ZM247 107V106H246ZM258 107V106H257ZM256 107V108H257ZM260 107V106H259ZM258 107V108H259ZM83 108V107H82ZM184 108V107H183ZM187 108V109H188ZM210 108V107H209ZM210 108V109H211ZM228 108V107H227ZM232 108V107H231ZM230 108V109H231ZM235 108V107H234ZM233 108V109H234ZM239 108V107H238ZM240 108H241V105H240ZM249 108H250V106H249ZM248 108V109H249ZM262 108H263V106H262ZM262 108H260V109H262ZM13 109V108H12ZM11 109V110H12ZM81 109V108H80ZM201 109V108H200ZM207 109V108H206ZM205 108L203 109V110H206ZM229 109V110H230ZM251 109V108H250ZM249 109V111H251ZM254 109V108H253ZM252 109V110H253ZM179 110H178V113H179ZM198 110V109H197ZM236 110V109H235ZM263 111L262 112H264V109H262ZM80 111H82V110H80ZM88 111V110H87ZM183 111V110H182ZM226 112H228L227 111V109L225 110ZM234 111V110H233ZM236 111H238V110H236ZM236 111H234V114H235V112ZM239 111H242V108H241V110H239ZM246 111H248V110H246ZM245 110L243 111V113L244 112H246ZM260 111V110H259ZM259 111L257 110V112H258V114H259ZM186 112H188V111H186ZM196 112V111H195ZM194 112V113H195ZM198 112V111H197ZM196 112V113H197ZM200 112V111H199ZM203 112V111H202ZM261 112V113H262ZM193 113V114H194ZM194 114V115H197V114ZM232 113V112H231ZM231 113H230V115H229V113H228V115L231 117ZM236 113H238V112H236ZM240 113H242V112H240ZM240 113H238L237 114V117L238 116H240ZM202 114H204V112L202 113ZM227 114V113H226ZM233 114V113H232ZM255 114V113H254ZM264 114V113H263ZM53 115V114H52ZM55 115H56V117H61L62 115H59V114H56L55 113ZM186 115H188V113L186 114ZM200 115V114H199ZM227 115V116H228ZM256 115H257V113H256ZM255 115V116H256ZM260 115V114H259ZM48 116H50V115H48ZM190 116V117H191ZM202 115H200L199 117H201ZM263 116V115H262ZM67 117V116H66ZM184 117H185V115L183 116V120H184ZM190 117L188 118V119H190ZM205 118H206V115L204 116ZM207 117H210V122L212 121V117L209 115V116H207ZM232 117H234V116H232ZM185 118H187V117H185ZM197 118V117H196ZM202 118V117H201ZM228 118V117H227ZM234 118H236V117H234ZM64 119V118H63ZM187 119V120H188ZM199 119V118H198ZM198 119H196V120H194V121H196V123L198 122L197 120ZM207 119V118H206ZM208 119H207V121H208ZM228 119H230V118H228ZM232 119V118H231ZM178 120H179V118H178ZM181 120V122H183L182 121V119H180ZM179 120V121H180ZM63 121V120H62ZM190 121V120H189ZM188 121V122H189ZM206 121V122H207ZM68 122V121H67ZM200 122V121H199ZM204 122V121H203ZM203 122H201V124H203L204 125V123ZM231 122V121H230ZM232 122H234L235 123V121H232ZM175 123H177V121L175 122ZM190 123V122H189ZM212 123L213 122H211V125H212ZM229 122H227L226 124H228ZM233 123V124H234ZM58 124V123H57ZM65 124V123H64ZM191 124V123H190ZM193 124V123H192ZM198 124V123H197ZM215 124V123H214ZM219 124V123H218ZM226 124H224V126H227ZM231 124V123H230ZM232 124V125H233ZM177 125H180V124H177ZM194 125V124H193ZM208 125H210L209 123H208ZM220 125H223V123L222 124H220ZM73 126V125H72ZM71 126V127H72ZM213 126V125H212ZM211 126V127H212ZM216 126V125H215ZM224 126H223V128H224ZM203 127V126H202ZM206 127H207V125H206ZM218 127V126H217ZM217 127H215L216 129L215 130H217L216 132H218V129H217ZM258 127H260V126H258ZM177 129V127H172V129ZM204 128H205V126H204ZM213 128V127H212ZM222 128V127H221ZM31 129V128H30ZM225 129V128H224ZM45 130V129H44ZM107 130H109V132H111V134L110 135H105L104 134V132L105 131H107ZM201 130V129H200ZM204 130V129H203ZM214 130V129H213ZM27 131V130H26ZM207 131V130H206ZM205 131V132H206ZM224 131V130H223ZM25 132V131H24ZM35 132H36V130H35ZM210 132V131H209ZM208 132V133H209ZM239 132V131H238ZM249 132H251V131H249ZM254 132V131H253ZM260 132V131H259ZM106 133H108V132H106ZM200 133V132H199ZM243 133V132H242ZM242 133H238V135L237 136H239V138H242L243 137V134ZM218 134H219V132H218ZM199 135V134H198ZM204 135V137L206 138H204L202 141H206V140H208V142H209V139L207 138L208 136H206L205 135V133L203 134ZM210 135V134H209ZM245 135V134H244ZM158 136H161L160 134L158 135ZM157 136V137H158ZM163 136V135H162ZM194 136V135H193ZM200 136L202 137V135L200 134L199 135V137L198 138H200ZM216 136V135H215ZM248 136V135H247ZM257 136V135H256ZM16 139H19V138H22V139H26V140H28V139H30L28 136H26V134L25 133H23L22 135H20V134H16L15 136H14ZM44 136L43 135H39V136H37V139H42ZM168 137V136H167ZM178 137V136H177ZM209 137H211V136H209ZM213 138H214V136H212ZM211 137V138H212ZM158 138H161V137H158ZM179 138V137H178ZM197 138V140H199ZM216 138V137H215ZM156 139V138H155ZM157 140V139H156ZM170 139H168V141H169ZM212 140H214V139H212ZM211 140V141H212ZM171 141V140H170ZM169 141V142H170ZM177 141V140H176ZM178 141H180V140H178ZM177 141V142H178ZM201 141V142H202ZM242 141V140H241ZM168 142V143H169ZM199 142V144H200V141H198ZM198 142L197 143H195V144H197L198 145ZM207 142V141H206ZM167 143V145L168 146H171L170 148L171 149H173V147L175 148V152L174 151H172V152H166L165 150L166 149H163L164 151L163 152H166L165 153V155L166 156H163V152L161 153L162 154V156H163V158L162 159H160L158 162H156L155 164L154 163H151V162H149V163H151V165L149 164V165H145V163H144V165H142V164H139V165H133V164H130V165H127V167H125V168H122V166H119L120 164L119 163H117V165L119 166V167H121L122 169H120V170H114V171H111L110 173L111 174H113V175H117V178L115 179V182H114V186L112 185L111 187H109V191H110V193H112V195H114L112 198H119V199H124V198H126V197H128V195L130 194V189H129V187L134 183V184H136L137 185V187H138V190L140 189V191L141 190H145L146 189V191L145 192H147V191H158L159 189H161V185H162V183H163V180L165 179V177H166V169H167V165L168 164H170V163H173V162H175V161H178L179 159H183L184 161H185V163L188 165V162L190 161V157L188 156V153H187V149H189V146H188V148H186V147H184V149H182L181 151H180V145H177V144H179V143H176V142H174V143H176V145H174V143H173V145L174 146H172L171 144H172V141L170 142L171 144H168ZM100 145L99 147L98 146H95V145ZM145 144H143V145H145ZM183 144V143H182ZM189 144V143H188ZM194 144V143H193ZM186 145V144H185ZM192 145V144H191ZM191 145H190V148L192 149V147H191ZM197 145H194V147L196 146L197 147ZM234 145H236V142H234V141H232L231 143H228L227 145H225V146H221L220 147V145H216V146H214L213 148L211 147V150L210 151H205V152H202L196 159H195V161H197L198 163L197 164H199L200 166H203V168L204 167H207V166H210V165H212L213 163H215L218 159L217 158H219V157H221V156H223V155H225L227 152H229V150H231L232 148H233V146ZM72 146V145H71ZM168 146H165V147H168ZM176 146H179V150H178V148H176ZM193 146V145H192ZM193 147V148H194ZM156 148V147H155ZM170 148H168V150L170 149ZM195 149V148H194ZM176 150H178V151H176ZM190 150V149H189ZM13 151V148L12 147H10V146H2L1 148H0V153H1V155H0V157L1 158H4V159H8V160H10V159H14V158H17L18 156H13V154L11 153ZM170 151V150H169ZM192 151V150H191ZM194 151V150H193ZM154 152V149H149L148 151H146V152H143V154L145 153V154H150L149 156H152L151 154ZM174 152V153H173ZM189 152V151H188ZM191 153V152H190ZM144 154V156L142 155V157H145L146 155ZM155 154V153H154ZM243 155V154H242ZM139 157H140V153H139V155H138ZM154 156V155H153ZM161 157V156H160ZM138 157H136L135 159H137ZM141 158V157H140ZM140 158H138V159H140ZM232 158V157H231ZM110 159V161L112 160L111 158H109ZM124 159V158H123ZM138 159H137V161H138ZM142 160H143V158H141ZM146 159V157L144 158V160ZM217 159V160H216ZM126 160V159H125ZM128 161H129V159H127ZM131 160V159H130ZM133 160H134V158H133ZM132 160V161H133ZM142 160H139V161H142ZM127 161V162H128ZM227 161V160H226ZM118 162V161H117ZM129 162H131V161H129ZM136 162V161H135ZM96 163V164H95ZM110 163V162H109ZM112 163V162H111ZM132 163H134V162H132ZM137 163V162H136ZM139 163V162H138ZM224 163V162H223ZM237 163V162H236ZM127 164V163H126ZM179 164V163H178ZM195 164V163H194ZM226 164V163H225ZM116 165V166H117ZM122 165V164H121ZM115 166V165H114ZM125 166V164L123 165V167ZM215 166H216V164H215ZM220 166H225V165H220ZM102 167H103V165H102ZM118 167V168H119ZM228 167H230V166H228ZM95 168V167H94ZM115 168V167H114ZM169 168V167H168ZM226 168H227V166H226ZM250 168V167H249ZM53 169V168H52ZM109 169V168H108ZM111 169V168H110ZM200 168H198V170H199ZM215 169V168H214ZM217 169H218V167H217ZM221 169H222V167H221ZM92 170V169H91ZM106 170V169H105ZM182 170V169H181ZM209 170H210V168H209ZM216 170V169H215ZM215 170H214V172H215ZM227 170V169H226ZM226 170H222V174H226ZM52 170L51 169H49V170H47L46 172H43V173H40V174H35V175H24L22 178H20V179H16L15 180V183H16V190H15V192H13L12 194H6V195H2V198L3 199H10V198H13V197H21V196H23L24 195V193H25V191L26 190H30V189H35V192H36V195H37V198H43L44 196H45V194H46V192H47V190H46V185L44 184V177H45V175H47L48 173H50ZM95 171V170H94ZM107 171V170H106ZM168 171V170H167ZM200 171V170H199ZM211 171V170H210ZM231 171V170H230ZM239 171V170H238ZM96 172V171H95ZM186 172H187V170H186ZM189 172V171H188ZM220 173H221V171H219ZM218 172V173H219ZM227 172H229V170L227 171ZM236 172V171H235ZM234 172V173H235ZM259 172V171H258ZM261 172V174H262V171H260ZM259 172V173H260ZM191 173V172H190ZM201 173H203V172H201ZM204 173H206L207 175H208V173L207 172H204ZM203 173V174H204ZM213 173V172H212ZM211 172L209 173V174H212ZM218 173H216L217 174V176H218ZM259 173H256V174H259ZM97 173H95V175H96ZM200 173L198 172V175H199ZM206 174H204V175H206ZM85 175V174H84ZM83 175V176H84ZM124 175H128V178L126 179H124ZM173 175H175V174H173ZM197 175V174H196ZM213 175V174H212ZM219 175H221V174H219ZM253 175H255V174H253ZM263 175V174H262ZM261 175V176H262ZM61 176L64 178V179H67V178H70V177H68L67 176V171H65V172H61ZM189 176V175H188ZM211 176V175H210ZM256 176V175H255ZM260 176V177H261ZM264 176V175H263ZM49 177V176H48ZM192 177H193V175H192ZM207 177V176H206ZM216 177V176H215ZM219 177V176H218ZM217 177V178H218ZM230 177V176H229ZM252 177V176H251ZM257 177H258V175H257ZM54 178V177H53ZM53 178H51V179H53ZM55 178H56V176H55ZM59 178V177H58ZM73 178V177H72ZM95 178V177H94ZM102 178H103V173L101 174V171H100V173H98V175H97V177L92 181V183H89L88 182V184H87V181L86 180H79V181H77V182H71V184L72 185H65V184H67V183H70V182H66V181H62L58 186H57V190H61V192H63V195H70L75 189H81V190H83V191H85V192H89L88 194H90V196L92 197V199H93V201H97V199L98 198H100L99 196H100V193H99V190H98V188H96V186L95 187H93V185H96V184H98V183H100L101 182V180H102ZM209 179H210V177H208ZM225 178V177H224ZM223 178V179H224ZM227 178V177H226ZM256 178V177H255ZM87 179V178H86ZM221 179V177L219 178V180ZM260 179V178H259ZM264 179V178H263ZM216 180V179H215ZM248 180H251V181H253V180H255V182L257 181V179H253V178H248ZM248 180H247V182H248ZM165 181V180H164ZM182 181V180H181ZM187 181V180H186ZM259 181V180H258ZM260 181H261V179H260ZM246 182V181H245ZM244 182V183H245ZM247 182H246V184H247ZM250 182V181H249ZM165 183H166V181H165ZM174 183V182H173ZM201 183V182H200ZM207 183H208V180H207ZM214 183H215V181H214ZM254 183V182H253ZM252 183V184H253ZM260 183V182H259ZM258 182H257V184H259ZM172 184V183H171ZM175 184H177V182H175ZM179 184H181V182H179ZM193 184V183H192ZM203 184H205V183H203ZM252 184H250V185H247L246 187H249V186H251ZM256 184V183H255ZM256 184V185H257ZM165 185V184H164ZM164 185H162V186H164ZM173 185V184H172ZM171 185V186H172ZM178 185V184H177ZM198 185H200L199 183H198ZM212 185V184H211ZM218 185V184H217ZM216 185V186H217ZM254 185V184H253ZM252 185V187H254ZM179 186V185H178ZM186 186H187V184H186ZM185 186V187H186ZM190 186V185H189ZM189 186H187V187H189ZM202 186H204V185H202ZM237 186V185H236ZM260 186V185H259ZM183 187V186H182ZM182 187H180V188H182ZM187 187L186 188H184V190L185 189H187ZM191 187V186H190ZM196 187H197V185H196ZM200 187H201V185H200ZM242 188L245 192L247 191V190H249V189H247V188ZM163 189H165L164 187H162ZM179 188V187H178ZM202 188V187H201ZM212 188V187H211ZM239 188V187H238ZM263 188V187H262ZM149 189H151V190H149ZM191 189V188H190ZM198 189V188H197ZM200 189V188H199ZM234 189V188H233ZM247 189V190H246ZM162 190V189H161ZM171 190V189H170ZM181 190V189H180ZM183 190V189H182ZM193 190V189H192ZM202 190V189H201ZM204 190V189H203ZM203 190H202V192H203ZM206 190V189H205ZM209 190V189H208ZM241 190V189H240ZM250 190H252V188L250 189ZM262 190V189H261ZM264 190V189H263ZM263 190H262V193H263ZM82 191V192H83ZM189 189L188 190H186V192H188L189 193ZM195 191H197L196 189H195ZM217 191V190H216ZM256 191H259L258 189H256ZM143 192V191H142ZM141 192V193H142ZM167 192V191H166ZM181 192H183V191H181ZM185 192V193H186ZM190 192H193V191H190ZM202 192H200L201 194H202ZM205 192V191H204ZM227 192V191H226ZM228 192H229V190H228ZM232 192V194H233V191H231ZM252 192V191H251ZM254 192H255V190H254ZM184 193V192H183ZM194 193V192H193ZM189 194L191 197L190 198H192V195H194V194ZM199 193V194H200ZM219 193V192H218ZM240 193V192H239ZM250 193V192H249ZM149 194V193H148ZM197 194V193H196ZM201 194H200V196H201ZM232 194H230V196H232ZM252 196H253V194L255 195V194H257V192L256 193H250ZM259 194L261 195V192H259ZM111 195V196H112ZM154 196H150V195H148L146 198H144L145 196L143 195V197L142 198H144L143 199V201L142 202H144L145 201V204L147 205L146 207H147V211L150 213V212H153V214L155 215V213L157 214V211L160 209V208H162V206H166V207H163V208H167V207H169V208H172V210H175V209H177L178 210V208L179 207H182V206H180V205H178L177 204V202H175L174 200H172V198L171 197H169V196H167L168 194H166L165 193V191H162V192H160V193H157V194H153ZM173 195V194H172ZM216 195V194H215ZM219 195H222V197H223V194H219ZM225 195V194H224ZM227 195V194H226ZM226 195L224 196V198H226ZM229 195V194H228ZM247 195V194H246ZM181 196H183V195H181ZM185 196V195H184ZM187 196V195H186ZM195 196V195H194ZM199 196V197H200ZM203 197H204V195H202ZM205 196L207 197V194H205ZM235 196V195H234ZM249 196V195H248ZM252 196H250V199H252L253 197ZM256 196V195H255ZM179 197H180V195H179ZM258 197V196H257ZM67 198V197H66ZM111 198V197H110ZM141 198V199H142ZM171 198V199H170ZM189 198V197H188ZM189 198V200H191ZM194 198V197H193ZM201 198V197H200ZM209 198V197H208ZM220 198V197H219ZM232 198H233V196H232ZM249 198V197H248ZM247 198V199H248ZM160 199H166V200H168V204H166V205H162V203L161 202H159V200ZM171 201H170V200ZM178 199V198H177ZM196 199V198H195ZM204 199V198H203ZM210 199H212V198H209V200ZM227 199V198H226ZM256 199V198H255ZM259 199V198H258ZM257 199V200H258ZM260 199H262V198H260ZM188 200V201H189ZM208 200V201H209ZM219 199H215V202H217ZM229 200V199H228ZM230 200H231V198H230ZM240 200H241V197L240 196H238V197H236V198H234V200H233V203L234 204H236L237 205V203L239 202L240 203ZM193 201H194V199H193ZM193 201H191V202H193ZM207 201V200H206ZM205 200L204 201H201V199H200V206H198L199 208V210H198V213H199V216H202V218L204 219V217L207 215V213L209 212L208 210H207V205H206V202ZM254 201V200H253ZM197 202V201H196ZM202 202V203H201ZM228 202V201H227ZM232 202V201H231ZM243 202V201H242ZM246 202V201H245ZM209 203H210V201H209ZM214 203V202H213ZM248 203V202H247ZM259 203H261V201L259 202ZM222 204H223V202H222ZM226 204V203H225ZM242 204V203H241ZM251 204V203H250ZM254 204V203H253ZM139 205V204H138ZM142 205V204H141ZM216 205V204H215ZM219 205V207H220V204H218ZM263 205V204H262ZM148 206H150L149 208H148ZM195 206H196V203H195ZM212 206V205H211ZM217 206V205H216ZM215 206V207H216ZM233 206V205H232ZM231 206V207H232ZM245 206V205H244ZM259 206V205H258ZM145 207V206H144ZM210 206L208 205V209L209 210H211L210 208H209ZM214 207V206H213ZM213 207H212V210H213ZM214 207V208H215ZM221 207L223 208L224 207V204L223 205H221ZM249 207H250V205H249ZM248 207V208H249ZM137 208H138V206H137ZM218 208V207H217ZM225 208H226V206H225ZM237 208H238V206H237ZM242 208V210H243V207H241ZM182 209H184L183 207H182ZM186 209V208H185ZM184 209V210H185ZM228 209H230V211H231V208L229 207V208H227V210ZM233 209H234V207H233ZM252 209V208H251ZM74 210V209H73ZM143 210V209H142ZM145 210H146V208H145ZM221 210H223V209H221ZM238 210H239V208H238ZM255 210H257V211H255V212H253L252 214H250V216H249V218L248 219H244L243 218V216H242V218L245 220V222H242V224L239 226V228L235 231V232H233L228 238H226V240L223 242L222 240H220V243L219 244H217L216 246H214V247H210V245H209V249H207V250H205V252H203L202 254H196V255H188V251H186L187 249L185 248L186 246H184L185 245V243H184V245H183V241L184 240H186L187 239V237H188V235H187V231H185L184 229H187V228H184V229H175L176 231H175V236H177V239L175 240V242L173 241V242H171V241H169V240H167V239H165L164 237H162V238H160V239H147V240H143L144 242H140V243H135V247H134V249H132V251H130V252H128L127 254H126V256H129L132 260H137V261H144V262H147V264H148V262L149 261H151L152 259H155V257H158L159 255H161L162 256V262H161V260H160V263L159 264H165V263H167L168 261H171V259H172V254L174 253L173 252V250H174V245H175V243L176 242H182V244H180V243H178V244H180V248H178L177 250H176V252L177 251H179V253H181V254H183L184 255V257H188L189 256V260H194V264H243L244 262H248V263H251V264H261L262 263V258H260V255H264V207L262 206L261 207V205L259 206V209H255ZM146 211V212H147ZM168 211V210H167ZM213 211H215V210H213ZM235 211H237V210H235ZM240 211H241V209H240ZM252 210H250L249 212H251ZM121 212V211H120ZM143 212V211H142ZM171 212H173V211H171ZM174 212H176V211H174ZM182 212V211H181ZM186 212V211H185ZM184 212V213H185ZM216 212V211H215ZM220 212V211H219ZM224 212V211H223ZM248 212V213H249ZM122 213H124V212H122ZM122 213H121V215H122ZM128 213V212H127ZM131 213V212H130ZM169 213V212H168ZM167 213V214H168ZM197 213V214H198ZM217 213V212H216ZM227 213H229L228 211H227ZM232 213H234L233 211H232ZM239 213H241V212H239ZM243 213H245V212H243ZM246 213H247V211H246ZM245 213V214H246ZM151 214V213H150ZM163 214H165L166 215V213H163ZM196 214V213H195ZM226 214V213H225ZM229 214H231V213H229ZM244 214V215H245ZM115 215V214H114ZM118 215H120V214H118ZM137 215V214H136ZM146 215V214H145ZM217 215V214H216ZM239 215V214H238ZM242 215V214H241ZM240 215V216H241ZM247 215V214H246ZM149 216V215H148ZM182 216V215H181ZM204 216V217H203ZM215 216V215H214ZM232 216V215H231ZM230 216V217H231ZM235 216V215H234ZM119 217V216H118ZM208 217H211L210 215L208 216L207 215V217H206V219L208 218ZM115 218H117V217H115ZM201 218V217H200ZM234 218V217H233ZM165 219V218H164ZM169 219V218H168ZM168 219H165V220H167L168 221V223L167 224H169L170 225V220H168ZM171 219V218H170ZM187 219V218H186ZM197 219H198V217H197ZM111 220V219H110ZM158 220V219H157ZM218 220V219H217ZM229 220H230V218H229ZM233 220V219H232ZM237 220V219H236ZM114 221V220H113ZM162 221V220H161ZM241 221V220H240ZM160 222V221H159ZM163 222V221H162ZM233 222V221H232ZM257 222V224H255ZM173 223V222H172ZM177 223V222H176ZM176 223H173L174 225L176 224ZM182 223V222H181ZM184 223V222H183ZM192 223V222H191ZM204 223V222H203ZM210 223V222H209ZM217 223H219V222H217ZM217 223H215V224H217ZM223 223L224 222H222L221 223V225H223ZM229 223H230V221L228 222V225H229ZM237 224H238V221L236 222ZM131 224V223H130ZM153 224V223H152ZM163 224L164 225H166L164 222H163ZM178 224V223H177ZM180 224V223H179ZM237 224H235V225H237ZM252 225V226H247V225ZM148 225H150V224H148ZM164 225H163V229L164 228H166V227H164ZM168 225V226H169ZM180 225H182V224H180ZM184 226H186L187 225V223H184L183 224ZM213 225V224H212ZM219 225V224H218ZM225 225V224H224ZM228 225H227V227H225V229H231V226L229 225V227H228ZM233 225V224H232ZM101 226V225H100ZM100 226H98V229H99V227ZM131 226V225H130ZM134 226V225H133ZM139 227H140V225H138ZM167 226V227H168ZM176 226V225H175ZM188 226H190V225H188ZM187 226V227H188ZM191 226H193V224L191 225ZM216 226V225H215ZM238 226V225H237ZM132 227V226H131ZM134 227H136V226H134ZM152 227H154V225H152ZM178 227H179V225H178ZM181 227V226H180ZM130 228V227H129ZM142 228V227H141ZM169 228V227H168ZM170 228H171V225H170ZM169 228V229H170ZM176 228H177V226H176ZM214 228V227H213ZM94 229H96V227L94 228ZM144 229V228H143ZM156 229V228H155ZM161 229V228H160ZM173 229V228H172ZM204 229H206V228H204ZM158 230V229H157ZM207 230V229H206ZM210 230V229H209ZM213 230V229H212ZM212 230L210 231V232H212ZM214 230H215V228H214ZM235 230V229H234ZM95 231V230H94ZM132 231V230H131ZM130 231V232H131ZM142 231V230H141ZM156 231V230H155ZM165 231H166V229H165ZM169 231V230H168ZM172 231V230H171ZM190 231H191V229H190ZM217 231V230H216ZM188 232H189V230H188ZM203 232H204V230H203ZM206 232H209L208 230L206 231ZM205 232V233H206ZM219 233L221 232V233H223L221 230L220 231H218ZM224 232L226 233V231L224 230ZM227 232H228V230H227ZM231 232V231H230ZM139 233V232H138ZM155 233V232H154ZM215 233V232H214ZM217 233V232H216ZM225 233H224V236H225ZM141 234H142V232H141ZM201 234V233H200ZM204 233H202V235H203ZM208 234L209 233H207V236H208ZM157 235V232H156V234H155V236ZM161 235V234H160ZM202 235H200V236H202ZM213 235V234H212ZM220 235V234H219ZM138 236H142V235H138ZM151 236V235H150ZM149 236V237H150ZM187 236V237H186ZM195 236V235H194ZM210 236V235H209ZM214 236H218V234L217 235H214ZM222 236V235H221ZM193 237V236H192ZM192 237L190 238L191 240H192ZM213 237V236H212ZM110 238V237H109ZM117 238V236L114 238V240ZM121 238V237H120ZM142 238V237H141ZM140 238V239H141ZM144 238V237H143ZM170 238V237H169ZM194 239L192 240V241H194L195 240V237H193ZM199 238V237H198ZM197 238V239H198ZM203 238H204V236H203ZM202 237H201V239H203ZM209 238V237H208ZM216 238V237H215ZM117 239H119V238H117ZM139 239V238H138ZM145 239V238H144ZM200 238H199V240H201ZM204 239H206V238H204ZM214 239V238H213ZM224 239V238H223ZM122 240V239H121ZM132 240H135V238L133 237V239ZM149 240V241H148ZM128 241H131V240H128ZM190 241V240H189ZM196 242H197V240H195ZM194 241V242H195ZM203 241H205V240H201V242H202V244H204V242ZM207 241H209L208 239H207ZM212 241V240H211ZM110 242V241H109ZM200 242V243H201ZM234 242V243H233ZM188 243V242H187ZM190 243H191V241H190ZM200 243L198 244V245H200ZM233 243V244H232ZM236 243V244H235ZM130 244H133V243H130ZM212 244H213V242H212ZM106 245V244H105ZM192 245H194V244H192ZM191 245V246H192ZM196 245H197V243H196ZM196 245L194 246L195 248H196ZM197 245V248L199 247ZM215 245V244H214ZM88 246V245H87ZM107 246H108V244H107ZM202 245H200V248H203V250H204V247L202 246ZM211 246H213V245H211ZM62 247V246H61ZM72 247H74V246H72ZM75 247H76V245H75ZM96 247V246H95ZM101 247V246H100ZM121 247H124V244L121 246ZM130 247H132V246H130ZM193 247V246H192ZM103 248V247H102ZM106 248V247H105ZM193 249L192 248V250L190 249V251H192V253L191 254H194L193 253V250H194V252L196 251H198L199 249ZM247 248H253L254 250H255V252H256V255H254V258H252V259H250V260H247V258L245 257V255H244V252H245V250L247 249ZM119 249H120V247H119ZM206 249V248H205ZM101 250V249H100ZM115 250V249H114ZM113 250V251H114ZM117 250H118V248H117ZM123 250V249H122ZM202 250V251H203ZM58 251V250H57ZM108 251V250H107ZM107 251H105V252H107ZM109 251H111V253L113 252L112 250H109ZM108 251V252H109ZM189 251V252H190ZM202 251H199L200 253L202 252ZM98 253H99V251H97ZM101 252V251H100ZM173 252V253H172ZM195 252V253H196ZM199 252H197V253H199ZM94 253V252H93ZM110 254V253H109ZM108 254V255H109ZM116 254H117V252H116ZM176 254H178V253H176ZM175 253L173 254L174 256H178V255H176ZM110 255H112V254H110ZM94 256V255H93ZM114 256V255H113ZM112 256V257H113ZM181 256V255H180ZM109 258H111V257H109ZM176 258V257H175ZM179 258V257H178ZM177 258V259H178ZM191 258V259H190ZM105 259V258H104ZM184 259H186V258H184ZM157 260V259H156ZM101 261V260H100ZM98 262V261H97ZM96 262V263H97ZM106 262L107 261H105V264H106ZM178 262V261H177ZM193 262V261H192ZM95 263V264H96ZM172 263H174V262H172ZM171 263V264H172ZM168 264H170V263H168ZM174 264H176V263H174ZM263 264V263H262Z\"/></svg>",
    "mask_w": 264,
    "mask_h": 264
}]
</instances>
